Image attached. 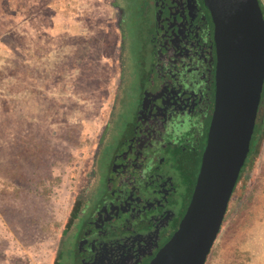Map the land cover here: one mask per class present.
I'll return each mask as SVG.
<instances>
[{"label":"rangeland","instance_id":"374dc122","mask_svg":"<svg viewBox=\"0 0 264 264\" xmlns=\"http://www.w3.org/2000/svg\"><path fill=\"white\" fill-rule=\"evenodd\" d=\"M148 4L0 0V264H52L110 111L132 115ZM247 168L205 264H264V149Z\"/></svg>","mask_w":264,"mask_h":264},{"label":"flooded vegetation","instance_id":"af4514ba","mask_svg":"<svg viewBox=\"0 0 264 264\" xmlns=\"http://www.w3.org/2000/svg\"><path fill=\"white\" fill-rule=\"evenodd\" d=\"M148 2L150 63L132 115L116 121L120 102L110 111L52 264H150L190 202L214 104V26L202 0Z\"/></svg>","mask_w":264,"mask_h":264},{"label":"water","instance_id":"95a60500","mask_svg":"<svg viewBox=\"0 0 264 264\" xmlns=\"http://www.w3.org/2000/svg\"><path fill=\"white\" fill-rule=\"evenodd\" d=\"M202 1L216 49L212 117L185 214L150 264H205L249 152L264 84L259 0Z\"/></svg>","mask_w":264,"mask_h":264},{"label":"trees","instance_id":"16d2710c","mask_svg":"<svg viewBox=\"0 0 264 264\" xmlns=\"http://www.w3.org/2000/svg\"><path fill=\"white\" fill-rule=\"evenodd\" d=\"M259 5L261 7L262 13H263V17H264V8L259 0ZM264 139V84H263V88H262V93H261V99H260V104H259V108H258V113H257V117H256V121H255V126H254V130H253V134L251 137V141H250V147H249V153L251 154L252 158L250 159L253 160L258 154L259 151L261 149V145ZM247 155V157H248ZM249 161V162H250ZM249 162L246 164V160L244 162V165L240 171L237 183L234 187V189L237 188V185L242 181V179L245 176L246 170L248 169V165ZM234 192V190H233ZM80 202V199H78L76 201V203ZM75 203V205L73 206V210L72 211H76L77 210V204Z\"/></svg>","mask_w":264,"mask_h":264},{"label":"crops","instance_id":"0c3cea01","mask_svg":"<svg viewBox=\"0 0 264 264\" xmlns=\"http://www.w3.org/2000/svg\"><path fill=\"white\" fill-rule=\"evenodd\" d=\"M262 6H264V0H260ZM104 20H108V18H103ZM113 30V31H112ZM112 32H115L116 29L112 28ZM116 35H118V32L116 31ZM261 149H264V139H263V142H262V145H261Z\"/></svg>","mask_w":264,"mask_h":264}]
</instances>
